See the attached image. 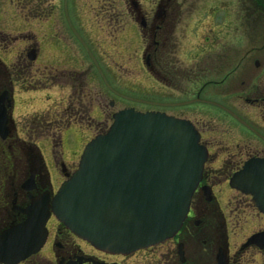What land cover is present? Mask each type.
I'll list each match as a JSON object with an SVG mask.
<instances>
[{"label": "flooded vegetation", "instance_id": "flooded-vegetation-1", "mask_svg": "<svg viewBox=\"0 0 264 264\" xmlns=\"http://www.w3.org/2000/svg\"><path fill=\"white\" fill-rule=\"evenodd\" d=\"M60 1L59 10H53L50 5L51 0H0V128L3 126L5 128V136L0 134V217L6 221L7 226L24 220L20 210L26 208L31 198L36 197L37 194L48 195L51 198L62 182L55 185L53 181L48 179V171L46 172L43 161L35 147L32 145L28 148L27 146L26 148L20 147L21 142L12 134L13 130L16 129L15 111L19 110V99L22 98L23 94L42 92L60 86V84L64 86L67 83L66 76H60L57 83L55 82V78L50 74L53 69L48 71L46 69L50 65V58L44 54V47L49 45H54V48L60 50L58 55L63 53L67 46L63 35L55 38V41L50 39L48 31L42 32L43 36L41 37L37 36L38 32L43 30L52 29L55 33L56 30H59L57 25L59 22H54L51 28L47 26L50 24L49 17L58 11L62 14L69 37L74 40L75 37L65 20V0ZM112 1L122 3V5H110L111 12L115 13V23H113L117 24L119 21L115 27L117 33L124 32L125 26L120 23V15H123L122 11L125 10L138 26L143 41L141 56L144 69L154 77L159 78V81L165 80L164 75L161 74L162 70L155 67L157 55L159 56L162 50L171 46H174L173 50H178L182 37L183 40L197 39L198 46L202 49L201 55L207 57V60H204V57L201 58V61H205L207 64L203 62L202 66L201 64L196 65L194 67L195 72L191 69L192 67L180 69L179 74L182 77L185 76L188 79L189 76H195L196 81L205 80L197 87L194 97L200 98L202 93H207L209 97H216V100L209 97L207 99L222 105L223 102L218 101V99L227 97L225 93H229L227 90L228 79L232 76H241L243 65H253L257 72L259 71L258 74H255V78L250 80L252 91H250L251 87L249 86L246 90L236 93L238 96L237 109L244 106L242 100L255 109L250 117H247L245 113L236 111V115L246 125L220 108L207 105L217 113H222L223 117L225 115L236 123L240 128L239 131L242 132L238 139L245 145L240 147L239 153L234 154L229 151V148H226L233 143L228 128L220 125L218 121L216 122L217 125L208 123L210 120L200 125L197 121L192 120L200 134V143L207 150V160L204 164L201 180L193 193L187 217L172 238L128 255L110 254L100 251L78 238L50 215L46 222V241L35 255L41 254L43 256L42 252L47 249V244L50 242L51 259L56 264H126L129 259H136V262L141 264H219L217 255L220 253L224 254V264H251L256 256L261 258L262 264H264L263 248L254 244L244 246L247 238L252 234L264 233V213L258 211L252 197L230 188L228 182L231 175L246 160H264V27L258 30L257 25H253L255 30L247 32L243 27L237 25L228 31L230 34L226 37L224 25H220L224 19V16L220 14H223L225 10L213 9L215 7L213 6L208 17L210 22L216 21L218 23L217 30L209 27L199 31L195 27L187 25L184 28L185 33H183V28L179 27V31L177 29L181 22L175 13L177 6L175 0H152L148 5L142 0ZM253 1L255 13H258V16L263 20L264 0ZM216 6L219 7L220 4ZM191 18L192 16L187 20L192 21ZM257 22L258 18H256ZM56 25L58 29H56ZM35 27L37 32L34 31ZM228 38L233 40V46H238L237 52H240L237 55V62L230 64V69L225 70L227 64L224 56L220 55L223 53L221 50L223 46L227 43L231 44L226 42ZM41 49L43 53L40 52ZM211 51H216L217 54L209 59L208 56ZM61 61L62 56L52 58V62L56 63L55 65H59ZM34 65H38V67L34 69ZM211 74H213V78H210ZM214 77L218 79H214ZM158 80L156 79V82L163 87ZM193 81L194 79H192ZM240 81V84L245 82L243 79ZM191 85L194 86L193 83ZM170 90L173 91V88L170 87ZM152 107L164 108V106ZM178 110L186 111L184 108ZM154 111L159 110L154 109ZM111 116L112 114L110 119ZM43 119L42 113L31 114L30 117V120H36L37 124L54 122ZM57 122L61 126L69 123H63L60 117H58ZM28 126V123H24L20 128H28ZM233 145L235 147L240 146L236 141ZM18 147L22 150L20 152L22 155L18 151V154L14 152V148L17 150ZM213 148L217 149V157L224 155L227 158L225 159L227 162L225 172L221 175L216 172L218 169L215 168L216 160H210ZM208 164H210V170H206ZM31 173H33V188L30 191L23 190L21 186ZM18 177L23 180L20 184L17 182ZM225 187L235 194L233 206H229L230 212L235 215L231 224H228L230 218L226 217L224 209L218 202L217 192L224 190ZM248 217L253 221L250 224H255L256 227H253L243 243L238 245L233 243L231 246L229 231L233 227L239 226L242 219H245L246 222ZM50 221L53 223L52 232L48 228ZM242 229L244 230L243 227ZM232 232L234 231L232 230ZM250 255L251 259L248 261L247 257ZM33 256L34 254L29 258ZM29 258L19 264L25 263ZM33 264H39V262Z\"/></svg>", "mask_w": 264, "mask_h": 264}, {"label": "rangeland", "instance_id": "rangeland-1", "mask_svg": "<svg viewBox=\"0 0 264 264\" xmlns=\"http://www.w3.org/2000/svg\"><path fill=\"white\" fill-rule=\"evenodd\" d=\"M142 1L148 5L152 0ZM175 2L177 3L175 13L181 22L177 26V29L179 27L183 28V33H185L184 28L187 25L189 27L193 26L199 31L206 30L209 27L217 30L218 23H216V21L210 22L208 17L210 16L213 6H215L213 9H220L216 6L217 4H220L222 10H225L223 14H219L224 16L220 25H224L226 37L230 34L228 31L237 25L243 27L247 32L255 30L253 25H257L258 30L264 27V19L262 20V18L258 16V13H255L256 9L253 0H175ZM60 4V0H51V9L59 10ZM112 4L122 5L119 1L113 2L112 0H67L66 2L68 19L72 27L84 40L96 58L108 85L114 91L124 96L143 101L170 103L194 98L197 87L205 80L196 81L195 76H189L187 79L184 75V77H182L179 73L181 72L180 69L183 67H188L189 69L192 67L191 69L195 72L194 67L198 64L202 66V63L205 62H202L201 58L204 57V60H207V57L201 55L202 49L198 46V40L190 38L189 40L185 39V41L182 37L180 38L181 43H179L178 50H173L174 46H171L170 48L162 50L159 56L157 55V64L155 67L162 70L161 74L164 75L165 80L159 81V78L154 77L144 69L141 56L143 41L140 37L138 26L133 22L125 10L122 11L123 15H120L121 19L119 18L120 23L125 26L124 32L117 33L115 27L119 21L117 24H114L115 13H112L110 10V5ZM191 16L192 21L187 20ZM256 18H258L257 23ZM48 20L50 24L47 26L50 28L53 26L54 22H59V24H57L59 30H56V33L52 29L43 30L38 32L37 36L41 37L43 36L42 32L48 31L50 39L55 41V38L62 37L63 35L67 46L63 50V53L58 55L60 52L59 49L54 48V45L47 46L45 44L47 47H44V54L48 56L47 58H50V65L47 66L46 69L47 71L49 69L51 70V68L53 69L50 74L55 78L56 83L60 76H66L67 83L66 85L64 84V86L60 84V86H55L42 92L23 94L22 98L19 99V110L15 111L16 129L13 130L12 134L21 142L20 147L26 148L27 146L28 148L31 147V145L35 147L43 161L46 172L48 171V179L53 181L55 185H58L65 179V174L69 173L70 169L71 171L75 169L77 159L85 144L94 135L102 133L107 129L108 125L111 123L110 115L123 108L132 107L140 112L158 109L160 112H164L167 115L176 117L179 115L183 118L191 119V122L192 120L195 122L197 121L200 125H203L207 120H210L208 123L211 125L216 124L218 121L220 125L228 128L227 130L230 131L233 143L236 141L240 145L239 147H235L232 143V145L226 146V148H229L230 152L234 154L237 152L239 153L238 150L240 147L245 145V143L240 142V139H238L242 132L239 131L240 128L236 123L228 119L225 115L223 117L222 113H217L212 107L207 106V104L193 102L184 105V107L156 108L117 97L106 89L82 46L74 37V40L69 37L62 14L55 11ZM58 26L56 29H58ZM34 31L37 32L36 27ZM227 40L226 42L231 44L227 43L223 46L221 49L223 53L220 55L225 58L227 64L225 70L230 69V64L237 62V55L240 52H237L238 46H233V40L229 38ZM40 52L43 53L42 49ZM215 54H217L216 51H211L208 58H213ZM61 56V63L55 65L56 63L52 62V58ZM210 63L211 61L209 64ZM204 64L207 63L205 62ZM34 66V69L38 67V65ZM258 73L259 71L257 72V69H255L253 65H243L241 76H232L228 79L227 90H229V93H225L227 97H222L218 99V101L223 102L222 104L226 106V108H230V111L235 115L239 111L245 113L247 117H250L251 113L255 112L254 107H251L250 104L242 100L244 106L237 109L236 104L238 103V96L236 93L244 89L246 90L249 86L251 87L252 82H250V80H253L255 74ZM212 75L213 74L210 75V78H213ZM156 79L163 87L156 82ZM192 79H194L193 82ZM214 79L218 78L214 77ZM242 79L245 81L244 84H240V80ZM191 83H193L194 86H192ZM170 87L173 88V91L170 90ZM79 90L82 91V93H79ZM250 91H252V87ZM207 97H209L207 93H202L200 98L209 100ZM209 98L216 100L214 96H210ZM182 108L186 111L178 110ZM83 110L85 111L84 113H82ZM35 113H42L44 121L54 122L48 124L40 122L37 124L38 122L36 120H30L31 114ZM58 117H60L63 123H69L61 126L57 122ZM54 118H56V120H54ZM24 123L29 124L28 128H20ZM30 125H32V127H30ZM214 136L217 137L216 135ZM247 145L250 146V144ZM20 147H18L17 150L14 148V152L22 155V153H20L22 152ZM216 151V148L211 150L212 154L210 160H216L215 168H218L216 172L221 175L225 172L227 163L225 159L227 158L224 155L217 157ZM207 169L210 170V164L207 165L206 170ZM22 181L23 180H20L19 177L17 178L18 184ZM217 193L218 202L224 209L226 217L230 218L228 224H231L235 219V215L233 212H230L231 209L229 208L231 207L230 205H232L235 194L232 191H228L226 187L224 190H218ZM244 220L245 219H242V221L239 220L241 224L233 227L231 231H229V242L231 246L233 243L235 245L243 243L253 227H256L255 224H250L253 221L249 219V217L246 222ZM6 226V221L0 217V228ZM48 228L49 231L52 232V221L49 222ZM232 230L234 232H232ZM196 232L197 230L195 233ZM47 245V249L42 252L44 257L41 256V254H34V256L31 257L32 261L31 258H29L28 261H25L23 264L38 262L39 264H56L55 261L51 259L50 242ZM252 256H255V254H252ZM250 259L251 255L247 257L248 261ZM261 260V258L256 256L251 264H262ZM126 264L141 263H137L136 259H129Z\"/></svg>", "mask_w": 264, "mask_h": 264}, {"label": "water", "instance_id": "water-1", "mask_svg": "<svg viewBox=\"0 0 264 264\" xmlns=\"http://www.w3.org/2000/svg\"><path fill=\"white\" fill-rule=\"evenodd\" d=\"M67 23L102 82L126 100L161 106L193 102L214 105L245 124L226 107L200 98L154 103L119 94L107 83L94 55ZM108 129L84 147L77 169L50 198L38 195L21 209L24 220L0 231V264H17L43 245L50 214L77 237L97 249L128 254L171 238L185 220L191 196L201 179L206 152L192 124L160 112L132 108L112 115ZM246 125V124H245ZM5 132V130H3ZM3 132V133H4ZM33 173L22 184L31 190ZM230 186L252 196L264 212V161L248 160L230 179ZM264 243L255 234L248 244ZM224 254L217 262L224 264Z\"/></svg>", "mask_w": 264, "mask_h": 264}, {"label": "trees", "instance_id": "trees-1", "mask_svg": "<svg viewBox=\"0 0 264 264\" xmlns=\"http://www.w3.org/2000/svg\"><path fill=\"white\" fill-rule=\"evenodd\" d=\"M82 112L84 113L85 111L83 110Z\"/></svg>", "mask_w": 264, "mask_h": 264}]
</instances>
